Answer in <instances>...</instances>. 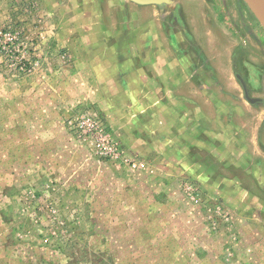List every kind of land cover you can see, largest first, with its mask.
<instances>
[{
	"label": "rangeland",
	"instance_id": "rangeland-1",
	"mask_svg": "<svg viewBox=\"0 0 264 264\" xmlns=\"http://www.w3.org/2000/svg\"><path fill=\"white\" fill-rule=\"evenodd\" d=\"M195 1L221 9L235 40L264 46L243 0ZM109 2L0 0V264H264V130L232 151L228 137L209 139L207 119L167 125L155 106L148 117L91 86L65 21L112 20ZM220 51L179 55L192 68L182 96L220 92L222 72L223 91L237 84ZM228 89L240 102L241 88ZM192 100L181 115L204 109Z\"/></svg>",
	"mask_w": 264,
	"mask_h": 264
},
{
	"label": "crops",
	"instance_id": "crops-1",
	"mask_svg": "<svg viewBox=\"0 0 264 264\" xmlns=\"http://www.w3.org/2000/svg\"><path fill=\"white\" fill-rule=\"evenodd\" d=\"M169 1L162 6H143L111 0L109 7H114L113 15L110 14L112 20L108 16L104 19L97 16L87 20L81 18L80 22L65 21L71 46L77 47L78 33L79 50H84L81 56H88L87 81L99 90L108 89L120 103L142 104L148 117L152 116V106H155L152 118L158 119L159 115L155 112H159L160 118L168 121L167 125L175 118H191L194 121L207 119L214 126L204 131L213 143H217L218 134L224 135L231 139L232 151H247L244 150V140L239 143L237 136L241 135L246 141L254 143L258 133L264 130V46H248L249 42L245 44L241 39L235 40L231 22L220 20L217 24L216 18L221 9H211L208 5L206 8L201 2L197 6L195 0ZM92 8L87 15L99 14L98 8ZM171 15H175V21L171 20ZM229 16L232 19L231 12ZM258 35L259 42L264 43V30L263 34L260 30ZM217 42L222 44V48L216 47ZM197 49L224 50L220 51L224 53L223 56L226 53L230 55L224 60L232 68L237 84L225 82L223 91V72L215 64V75L222 72L218 75L221 78L218 79L220 92H213L209 84H204L202 90L191 92L187 97L182 96L190 79L186 72L192 68L184 64L186 55H179L186 50ZM214 59L209 56L208 65L212 66L211 60ZM226 72L225 78L229 74ZM228 80L231 77H227ZM227 87L241 88L242 95L238 96L241 97L240 102L229 99L231 93ZM94 93L97 103L104 104L103 95ZM198 97H202L205 111L200 106L199 110L192 109L191 113L181 115L178 109L190 103V99L195 101ZM221 126L224 130H221ZM200 128L201 122L194 123L192 135L195 138L202 135ZM207 150L211 154V150L216 151L217 146L212 144Z\"/></svg>",
	"mask_w": 264,
	"mask_h": 264
},
{
	"label": "water",
	"instance_id": "water-1",
	"mask_svg": "<svg viewBox=\"0 0 264 264\" xmlns=\"http://www.w3.org/2000/svg\"><path fill=\"white\" fill-rule=\"evenodd\" d=\"M138 5H158L169 3V0H129ZM251 12L264 27V0H244Z\"/></svg>",
	"mask_w": 264,
	"mask_h": 264
}]
</instances>
